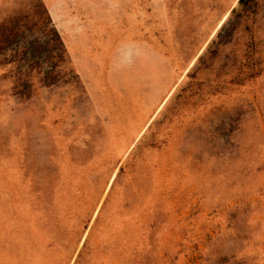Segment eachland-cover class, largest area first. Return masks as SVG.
I'll return each instance as SVG.
<instances>
[{
	"label": "rangeland",
	"instance_id": "rangeland-1",
	"mask_svg": "<svg viewBox=\"0 0 264 264\" xmlns=\"http://www.w3.org/2000/svg\"><path fill=\"white\" fill-rule=\"evenodd\" d=\"M0 264H264V0H0Z\"/></svg>",
	"mask_w": 264,
	"mask_h": 264
}]
</instances>
